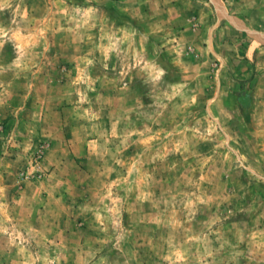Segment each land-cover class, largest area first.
I'll list each match as a JSON object with an SVG mask.
<instances>
[{
  "label": "rangeland",
  "instance_id": "1",
  "mask_svg": "<svg viewBox=\"0 0 264 264\" xmlns=\"http://www.w3.org/2000/svg\"><path fill=\"white\" fill-rule=\"evenodd\" d=\"M169 8L0 0V264H264V88Z\"/></svg>",
  "mask_w": 264,
  "mask_h": 264
},
{
  "label": "crops",
  "instance_id": "2",
  "mask_svg": "<svg viewBox=\"0 0 264 264\" xmlns=\"http://www.w3.org/2000/svg\"><path fill=\"white\" fill-rule=\"evenodd\" d=\"M164 1L168 2L170 7L164 11V14L172 16L181 3L182 6L184 4L185 9L181 10L180 16L186 21H190V17L196 18L195 24L193 23L196 25L195 28L192 24L185 25L186 33H189L190 28H193L192 32L203 33L209 28L208 20L211 17L217 22L219 21L215 28L218 27L220 33L211 38L212 43L218 41L221 44L225 40V44L230 47V50H226L224 47L223 49L227 54H230L231 58L229 59L232 60L230 64L235 66L239 80L245 82L249 80L250 83H255L257 88H264V0H234L233 4L226 2L227 0ZM208 2L212 9L208 8ZM229 4L234 8L232 9ZM210 28L212 30V27ZM229 39L238 40V54L232 55L235 48L230 45ZM240 47L243 49L241 52H239ZM235 56L238 58H233ZM259 92L260 94H258ZM261 92L263 89L255 91L254 97H264Z\"/></svg>",
  "mask_w": 264,
  "mask_h": 264
}]
</instances>
